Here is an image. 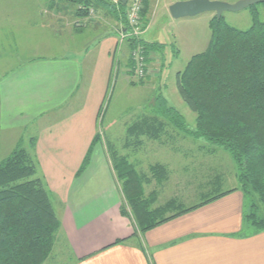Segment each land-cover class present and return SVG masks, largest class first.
<instances>
[{"label":"crops","instance_id":"1","mask_svg":"<svg viewBox=\"0 0 264 264\" xmlns=\"http://www.w3.org/2000/svg\"><path fill=\"white\" fill-rule=\"evenodd\" d=\"M14 1L29 4L33 19L57 22L54 35L67 39L62 56L31 58L0 82V131L18 132L29 146L34 140L40 175L55 198L58 236L72 256L69 264H264V231L240 236L244 197L238 190L132 238L135 228L120 214L123 195L101 143L93 144L85 170L76 176L112 78L118 71L129 75L125 50L124 56L118 52L122 29L117 23L110 32L112 18L96 7L93 16L78 17L66 0ZM178 1L187 0H149L146 30ZM102 24L109 30L100 37L81 38Z\"/></svg>","mask_w":264,"mask_h":264},{"label":"trees","instance_id":"2","mask_svg":"<svg viewBox=\"0 0 264 264\" xmlns=\"http://www.w3.org/2000/svg\"><path fill=\"white\" fill-rule=\"evenodd\" d=\"M66 1L73 5L78 17L87 16L93 7L106 11L128 33L126 5H113L107 0ZM148 4L149 0L143 1L140 14L145 25ZM250 8L251 26L247 30L235 29L222 16L214 15L208 23L210 38L205 50L192 56L177 73V90L195 114L194 127L188 128L179 112L158 94L151 113L127 126L123 144L124 149L135 150L146 142L202 140L210 145L209 149H199L207 157L205 160L218 155L219 150L229 156L237 188L223 190L226 172L221 168L205 172L208 165L198 159L182 171L190 177L192 173L195 178L208 177L205 183L198 184L205 187L198 194L200 202L186 207L181 198L173 196L159 204V189L163 192L171 178L166 165L155 163L149 165L147 173L138 172L129 155L117 154L110 145V162L123 195L120 214L131 220L135 228L132 238L235 190L244 197L240 236L264 231V216L253 202L256 198L264 209V22L259 20L255 5ZM125 44L129 51L140 46L147 63L152 54L162 56L166 48L134 37H126ZM127 61L131 67L132 62ZM98 139L95 135L76 176L85 170ZM30 143L31 148L34 140ZM30 151L17 145L0 162V264H45L58 239L60 221L54 209L55 198L39 175L38 163ZM187 185L191 186V182ZM147 186L153 188L146 194ZM126 242L127 239L118 240L111 246Z\"/></svg>","mask_w":264,"mask_h":264},{"label":"rangeland","instance_id":"3","mask_svg":"<svg viewBox=\"0 0 264 264\" xmlns=\"http://www.w3.org/2000/svg\"><path fill=\"white\" fill-rule=\"evenodd\" d=\"M165 1L170 0H162V2ZM215 1L234 4L240 0ZM28 5L27 3L18 5L17 1L14 0H0V82L31 58L39 56L58 57L66 52L64 51L66 47L62 50L67 41L66 37L61 35L60 38H56L57 35H54L51 28L58 23L47 25L46 21L33 19L34 14L28 11ZM255 7L259 12V20L264 22V5L256 4ZM148 14L149 10L147 11ZM213 17L214 14L212 13H203L194 17L174 20L170 17L168 10H165L163 14L160 13L153 17L147 30V25L144 27L145 24L141 20L143 29L146 30H144L142 39L151 43H164L166 48L163 55H154L153 60L151 59L153 61L152 65L149 68L147 67L142 78L133 75L130 69L128 70L130 75H124V73L118 71L115 78H112L103 109L97 119L95 133L99 138L97 143H101L107 151L109 159L110 145H112L117 154L129 155L130 162L135 165L138 172L147 173L149 165L155 163L166 165L170 170V181L164 187L163 192L162 189H159L161 191L158 198L159 204L173 196L181 198L186 207L200 202L201 197L198 194L204 192L205 187H199L198 184L205 183L208 177L199 178L197 175V178H195L194 173L190 177L182 171L184 167L189 168V165L194 161H198V159H202L201 162L204 161L208 165L207 168L209 169H206L205 172H211L212 168L216 170L222 167L228 168V170H225L226 173H223L224 177H222L223 190H228L232 184L233 186L236 185V180L233 179L234 171H230L232 168L229 156L219 150L218 155L205 160L207 157L203 156L199 149L201 147H204L205 150L209 149L210 145L202 140L191 142L188 139L181 143L167 142L166 145L158 142H146L141 148L135 150L123 148L127 126L141 115L151 113L152 104L158 94L165 98L169 106L174 107L179 112L188 128L194 127L195 114L187 108L179 96L176 77L177 73L183 70L192 56L205 50L210 38L208 23ZM222 17L229 26L238 30H247L251 26L250 7L239 12H225ZM102 25L104 26V24ZM113 27L116 30L118 24L117 22L113 23L110 19V32L114 31ZM108 30L105 25L104 28L97 29L96 33L93 31L91 36L90 32H84L81 38L97 35L100 37ZM77 37L75 39L76 43L80 40V36ZM74 46H77V44ZM120 46L118 45L119 48ZM121 47L118 52L122 51L121 54L124 56L122 49L125 50L126 57L124 61L126 62L129 59L130 51L127 50L125 40L124 45ZM26 139L25 137L23 141H19L18 132L6 133L0 131V162L17 145L26 150H31L30 152L34 154V146L30 148ZM179 145L180 147L183 146L184 148H182L185 151ZM184 152H187V154L184 155ZM218 156L221 158L218 159ZM190 182L191 186H188L187 184ZM152 188L153 186L145 187L146 194ZM253 202L258 208V212L264 216V209L256 198ZM62 241L60 238L57 239L51 257L45 264H69L71 262L72 256L68 245L63 244Z\"/></svg>","mask_w":264,"mask_h":264},{"label":"water","instance_id":"4","mask_svg":"<svg viewBox=\"0 0 264 264\" xmlns=\"http://www.w3.org/2000/svg\"><path fill=\"white\" fill-rule=\"evenodd\" d=\"M127 0H120L126 5ZM264 0H240L234 4L215 0H187L178 1L168 7V13L174 20L186 17H194L203 13H212L220 18L225 12H239L250 6L263 3Z\"/></svg>","mask_w":264,"mask_h":264},{"label":"built area","instance_id":"5","mask_svg":"<svg viewBox=\"0 0 264 264\" xmlns=\"http://www.w3.org/2000/svg\"><path fill=\"white\" fill-rule=\"evenodd\" d=\"M113 5H117L120 0H107ZM144 0H127L126 2V22L128 26V33L120 32V44H124L126 37L141 38L144 30L141 24V10ZM88 15H94V9H88ZM146 25H144L145 27ZM129 59L132 62L130 71L136 77L142 78L147 69V62L140 46L135 47L130 51Z\"/></svg>","mask_w":264,"mask_h":264}]
</instances>
